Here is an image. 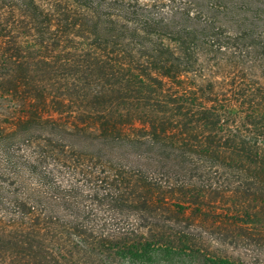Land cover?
Segmentation results:
<instances>
[{
    "label": "trees",
    "instance_id": "obj_1",
    "mask_svg": "<svg viewBox=\"0 0 264 264\" xmlns=\"http://www.w3.org/2000/svg\"><path fill=\"white\" fill-rule=\"evenodd\" d=\"M227 30L252 40L236 50L256 69L264 0H0V109L14 98L0 118V210L19 222L40 212L16 222L17 231L0 226L16 264H78L74 252L102 253L104 264L112 255L113 264H257L206 253L188 227L160 215L168 204L162 172L203 178L247 159L264 184V93L246 82L228 97L211 81L204 95L194 76L191 86L181 78L196 70L195 55L222 53ZM48 96L57 117L41 111ZM65 99L87 123L61 118ZM136 118L148 125L144 141L123 131ZM58 167L77 179L61 185ZM25 177L35 185L20 191ZM83 190L103 216L81 207ZM57 201L73 212L69 225L52 217Z\"/></svg>",
    "mask_w": 264,
    "mask_h": 264
},
{
    "label": "rangeland",
    "instance_id": "obj_2",
    "mask_svg": "<svg viewBox=\"0 0 264 264\" xmlns=\"http://www.w3.org/2000/svg\"><path fill=\"white\" fill-rule=\"evenodd\" d=\"M227 31L228 32L220 34L221 37L229 41V45L221 49L222 53L204 50L201 56L195 55L194 59L196 64H194L195 66L193 68L196 70L188 72L186 77L181 75V78L185 80L186 86H191V82L193 81H190L189 78L194 76L193 78L197 79L195 83L199 86L203 85V88H205L204 95H209L208 83L211 81L220 82V86L226 89L228 97L235 96L237 92L235 86L246 82H249L250 88L257 91V95H260V92L264 93V39L258 42L256 41V44L261 46L255 52L259 61V66L251 70L249 66L245 64L246 61L243 60L244 52H237L236 49L237 47H244L247 44H252V40L244 41L241 40L242 38L236 39L233 31ZM256 33L260 34V32ZM63 44V48L73 45L80 46L79 43ZM86 44L92 43H85L83 45ZM164 44L174 46L176 43ZM233 45H235V49ZM234 50L235 54L232 52ZM251 56H253V54ZM246 57H249V55L246 54L244 58L247 59ZM162 81V87L165 88L172 84L168 82L169 80L167 77H164ZM67 82L69 84L71 78L68 77ZM59 93L58 90H50L49 94H58V96H60L61 94ZM46 101L47 103L41 106L43 115L47 117L50 115L57 117L58 113L54 110L55 105L52 104L53 101H51L49 96L46 98ZM64 103L66 104L62 106V111L64 112L61 118L71 123H87L85 120L86 118L81 120L78 116L79 109H81L79 106L75 105V103H70L66 99ZM153 103H155V101H153ZM232 103L234 107H240L241 105H237L235 101ZM13 105L14 98L3 100V106L0 109V113H2L0 115L1 119H5V115L12 109ZM163 105L164 103L158 102L155 103L154 107L161 109L159 107H163ZM82 109H84V107ZM131 122L127 121L124 124L123 131L135 137L137 135L138 140L144 141L143 134L146 133L145 130L147 131L149 129L147 123L137 118ZM87 126L89 125L87 124ZM220 161L221 160H215L218 164L221 163ZM229 165V167L225 165L224 169L221 168L217 174L210 173L208 175H203V178H199L197 173L177 174L178 172H176V174H173L169 171V174H167L161 171L162 174L159 179L162 178L161 180L164 181L162 194L167 198L168 204L166 205V211L163 210L164 213L160 215L166 223H176L178 228L179 224L184 229L188 227L191 231L190 241H192L196 247L206 250V253L231 256L234 259L243 260L245 263L264 264V184L260 183L257 174L259 173L260 176L263 177V173L254 169V163H251L247 159H243L241 162L236 161V163L233 162ZM55 174L59 177L57 180L58 182L61 181V185L71 184L77 176L70 174L67 169L60 167L56 169ZM150 174L158 175L157 172H150ZM24 179L25 180L18 186L16 184L18 190L26 191L27 189H32L35 185L33 184V180L30 177H25ZM2 184L5 183L1 181L0 178V187H3ZM171 187L173 189H171ZM82 193L83 199H79L81 207L84 208V210L92 208L91 212L94 213L95 217L96 215L97 217L98 215L99 217L103 216L94 206L92 207V203L85 199L87 191L83 190ZM174 203H179L181 205L182 208L180 211H178L177 208L173 209L172 204ZM87 206L89 207L87 208ZM172 210L174 214L170 213ZM34 211L35 213L28 215V217L24 218L22 221H36L37 217L35 215L40 212L39 210ZM123 211L127 212V209ZM71 213L73 212H67V209H65L64 205H60L59 201H57V203L53 202L51 215L56 221L58 220L69 225V221L75 220V216H72ZM3 215L4 214H2L0 210V226H5L7 229L17 231L19 226L16 225L13 227V225L16 222L18 224L20 219L13 217V219L10 218V220H7V217ZM77 218L79 219V215H77ZM24 222H21V224ZM176 224L175 228H177ZM25 225L27 226L28 224L25 223ZM94 228L97 227L94 226ZM54 234L53 232L52 236H54ZM60 236L61 235L57 236L56 233L55 238ZM53 238L54 237H51L48 233L47 239L54 240ZM83 239H86V237L83 236ZM64 240H67L68 244L72 245L73 243V241L69 240L66 236H64ZM90 240L89 238L86 239L88 244ZM1 244L2 242H0V245ZM14 251L15 250L12 251L8 249L6 245H1L0 264H16V260L19 256H16L17 254H15ZM104 253V255L107 254L106 252ZM76 254L77 253L74 252L72 258L71 256H68V258L75 260L76 257H78V264H104V261L107 259L105 256L101 255L102 253L79 252V254ZM112 257L113 255L111 259L108 260L111 264H113L111 262ZM115 263L126 264L124 262L120 263L119 261L114 262V264Z\"/></svg>",
    "mask_w": 264,
    "mask_h": 264
}]
</instances>
